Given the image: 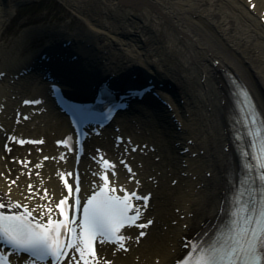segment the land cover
<instances>
[{"label": "bare ground", "instance_id": "6f19581e", "mask_svg": "<svg viewBox=\"0 0 264 264\" xmlns=\"http://www.w3.org/2000/svg\"><path fill=\"white\" fill-rule=\"evenodd\" d=\"M15 1L0 0V122L5 128L0 131V194L5 200L46 205L62 195L55 173L68 165L57 162L53 142L66 125L44 93L51 84L42 78L45 73L34 69L21 76L19 71L42 51L53 55L65 50L69 58H78L87 55L82 49H93L85 60L93 69L106 76L139 77L144 72L157 79L170 106L155 100L121 118L131 143L118 146L113 155L132 167L131 174L121 173L125 186L154 192L145 211L152 224L138 242L137 230L125 231L127 251L99 246L98 264L104 259L110 264L177 263L192 234L218 211L226 195V169L236 166L227 74L249 86L264 114V0H60L86 28L71 27L69 20L24 23L16 34L4 37L2 27L10 21ZM68 39L77 51L62 46ZM103 61L109 65L101 69ZM39 97L41 105L20 104ZM19 110L28 115L26 120L16 118ZM3 132L45 142L29 154L15 150L10 162L3 157V144L9 143ZM43 156L54 159L43 161Z\"/></svg>", "mask_w": 264, "mask_h": 264}, {"label": "snow or ice", "instance_id": "6c2138e0", "mask_svg": "<svg viewBox=\"0 0 264 264\" xmlns=\"http://www.w3.org/2000/svg\"><path fill=\"white\" fill-rule=\"evenodd\" d=\"M254 7V5H250ZM264 19V17H262ZM242 113L239 123L245 130L244 135L249 137L245 150L241 156L247 163H242L243 172L238 183L233 186L231 208L228 223L210 236L205 232L197 237V247L193 249L192 242L185 243L189 249L184 258L177 264H264V117L256 111L254 103L246 88L240 87L237 92ZM28 103V101H25ZM38 103V101H36ZM10 139H15L11 137ZM18 143H42V141H17ZM71 150L69 140L59 141ZM7 148V145L5 146ZM10 151V149H8ZM135 151V149H133ZM47 159V157L45 158ZM63 159V156H61ZM101 167L106 173L114 170V165L100 158ZM122 164L131 173V168L122 160ZM39 167V165H37ZM69 176L72 174L69 173ZM99 175L102 181L99 190L87 197L81 204L79 199V181L75 188L76 198L73 216L64 220L54 219L53 214L59 209L63 215V207L69 197H65L53 206L37 205L29 210L27 205L19 202L5 201L0 194V209L6 206L10 209L24 208L23 212L5 214L0 211V242L10 246L13 255L17 251L27 254V264H36L37 261L51 259V264H61L68 259V264H98L93 243H112L118 245L117 250L127 251L125 240L121 233L125 227L146 229L152 224L137 223L142 216L140 206L134 205L133 200H142L143 207H147L149 196H138L135 191L129 193L124 188L123 196L115 195L116 188L109 187L106 174ZM61 180L65 181L69 196L73 189L67 185L63 174ZM12 181L11 184H14ZM137 184L139 181L136 182ZM29 192L32 185L28 186ZM47 195L40 197L44 199ZM39 213L38 216L33 215ZM80 214L77 223V215ZM131 213V214H130ZM44 217H47L45 222ZM145 235L140 231L137 242ZM0 264H9L8 257L0 253ZM104 264L110 262L104 261Z\"/></svg>", "mask_w": 264, "mask_h": 264}, {"label": "rangeland", "instance_id": "374dc122", "mask_svg": "<svg viewBox=\"0 0 264 264\" xmlns=\"http://www.w3.org/2000/svg\"><path fill=\"white\" fill-rule=\"evenodd\" d=\"M23 1V0H22ZM21 6H17L12 11L10 21L2 28L4 37L16 34L24 23L34 24L40 22H63L69 20V25L85 27L81 19L73 15L68 6L60 0H24ZM81 24V25H80ZM86 28V27H85Z\"/></svg>", "mask_w": 264, "mask_h": 264}]
</instances>
